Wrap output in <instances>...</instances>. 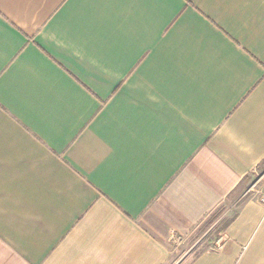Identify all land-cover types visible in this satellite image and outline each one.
<instances>
[{"label": "crops", "instance_id": "obj_1", "mask_svg": "<svg viewBox=\"0 0 264 264\" xmlns=\"http://www.w3.org/2000/svg\"><path fill=\"white\" fill-rule=\"evenodd\" d=\"M263 163L264 0H0V264H167Z\"/></svg>", "mask_w": 264, "mask_h": 264}, {"label": "rangeland", "instance_id": "obj_2", "mask_svg": "<svg viewBox=\"0 0 264 264\" xmlns=\"http://www.w3.org/2000/svg\"><path fill=\"white\" fill-rule=\"evenodd\" d=\"M264 199V163L246 177L236 191L203 224L173 240L172 259L167 264H190L204 252L215 250L240 208Z\"/></svg>", "mask_w": 264, "mask_h": 264}, {"label": "trees", "instance_id": "obj_3", "mask_svg": "<svg viewBox=\"0 0 264 264\" xmlns=\"http://www.w3.org/2000/svg\"><path fill=\"white\" fill-rule=\"evenodd\" d=\"M235 218H236V216H235ZM235 218H233V219L231 220V222L229 223V225L234 221ZM229 225H228V226H229ZM228 226H227V228H228ZM227 228H226V229H227Z\"/></svg>", "mask_w": 264, "mask_h": 264}, {"label": "built area", "instance_id": "obj_4", "mask_svg": "<svg viewBox=\"0 0 264 264\" xmlns=\"http://www.w3.org/2000/svg\"><path fill=\"white\" fill-rule=\"evenodd\" d=\"M174 239H178V238H173L172 240H174Z\"/></svg>", "mask_w": 264, "mask_h": 264}]
</instances>
